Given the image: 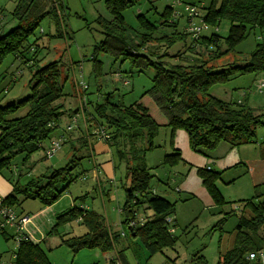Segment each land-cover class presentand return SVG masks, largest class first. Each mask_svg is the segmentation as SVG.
I'll return each mask as SVG.
<instances>
[{"label":"trees","instance_id":"trees-1","mask_svg":"<svg viewBox=\"0 0 264 264\" xmlns=\"http://www.w3.org/2000/svg\"><path fill=\"white\" fill-rule=\"evenodd\" d=\"M105 1L112 18H98L104 36L94 46L91 57L94 65H101L98 55L103 52L128 60L139 71L152 68L155 72L152 86L143 93L141 101L126 105L112 101V93H109L103 102L94 105L95 114L90 118L93 128L105 127L108 130L110 138L107 142L115 146L120 159L127 163L129 184L125 186V202L121 211L127 231L116 234L110 229L104 214L75 204L56 216V222L46 236L60 235V229L65 225L80 222L87 227L86 232L60 236L61 245L68 246L75 253L85 248H98L108 253L116 249L118 236H130L140 238L151 257L164 248L174 247L178 240L170 218L175 215L176 202L153 190L151 179L154 174L151 170L156 166L149 167L146 162L147 152L158 147L154 140L160 127L170 128L172 145L174 134L179 130L185 131L190 148L206 156L211 155L222 142L235 147L262 140L256 130L260 125L264 128V107L255 110L241 100H223L211 89L229 82L233 76L264 72V45L257 43L245 62L235 60L222 68L210 62L235 51L236 46L256 28L264 30V0H210L208 4L203 3V18L212 29L197 38L186 31V26H179L181 17L172 18L173 7L170 4L159 13L155 10L157 19L152 20L141 12L137 15L141 28L138 40L130 33L124 17V11L137 0ZM46 3L49 8L42 5V0H16L12 14L18 23L0 35V64L6 56L14 55L31 70L30 93L19 101L0 105V173L10 167L17 156H22L23 165H26L41 149L45 155L44 142L59 127L61 117L70 112L61 101L67 76H64L60 60L39 64L40 37L36 36V30L46 17L55 20L59 29L61 21L64 23L66 8L64 0H46ZM188 3L197 4L195 0ZM1 18L4 20L5 16ZM223 20L229 22L226 36L214 29ZM164 28L171 29L166 31ZM57 36L61 37L63 33L59 31ZM190 36V44H186ZM179 42L187 46L186 51L179 50L172 55L171 48ZM188 52L195 53V57L189 58ZM147 96L152 101H146ZM152 102L164 120H157L152 114ZM26 106L29 108L24 115L9 118ZM93 128L87 136L78 138L77 145H71L74 152L66 165L58 168L47 166L23 184L22 174L15 180L9 177L13 189L4 196V205L14 208L18 214H25L17 208L27 199L38 200L42 206L56 203L86 172L84 168L74 172L84 158L75 152L83 148L89 150L91 141L96 139L95 134L90 133ZM260 145L263 146L264 141ZM172 147L170 152H173L165 155L163 165L173 166L181 162L180 149ZM262 149L264 151V147ZM197 172L215 205L224 207L228 201L217 185L223 171L199 167ZM260 187H254L252 197L235 201L240 203L241 209L222 211L223 216L215 226L222 228L232 215H237L238 221L233 230L234 246L220 252L218 264H264L259 258L248 259L251 251L264 250V192ZM84 197H76V200ZM147 210L152 214H146ZM137 214H142L145 221L130 227L129 221L137 219ZM0 231L5 239L12 237L5 228H0ZM123 252L122 249L111 255L109 264H128ZM13 254V264H52L41 242L23 239ZM195 264H205V257L197 255Z\"/></svg>","mask_w":264,"mask_h":264},{"label":"rangeland","instance_id":"rangeland-1","mask_svg":"<svg viewBox=\"0 0 264 264\" xmlns=\"http://www.w3.org/2000/svg\"><path fill=\"white\" fill-rule=\"evenodd\" d=\"M190 1L194 0H183L181 5H177L176 7V10L180 11L183 15L180 18L181 28L185 27L187 24L184 5ZM64 2L66 6L63 16L64 23L61 21V25L59 26V29H57L55 20L46 17L41 21L37 28L36 36L40 37L38 40V44L40 45L39 64L44 65L47 62L54 60H60L62 64L64 76H67V80L63 82V92L65 95L61 101L65 103L68 112L71 109H75L74 113L76 112V114H80L81 117V114H84L86 111L85 108L87 107L88 115L93 116V114H95L94 105L103 102L109 93H112L111 100L114 102L120 101L129 105L141 101L144 97H142L143 93L152 86V78L155 73L152 68L139 71L133 68L128 60H123L120 56V58H117L114 54L103 52L98 55L99 60H101V65L95 66L91 60L95 44L102 40L104 36L98 18H112V14L106 6V1L64 0ZM195 2H197V4H208L210 0H195ZM170 3H172V0H137L133 6L124 11L125 22L130 29V33L133 36H136V39L138 40V33L141 31L137 18L138 13H146L152 20L157 19L158 17L157 14H155V10L159 13ZM43 4L45 8L50 7V5L46 3V0H42V5ZM15 6L16 0H0V9H2L0 12V18L1 16H5L3 20L5 25L0 29V35L17 25L18 20L14 18L12 14ZM228 27L229 22L223 20L219 26L218 33L222 36H226L228 33ZM164 29L170 31L171 28ZM59 31L63 33V36H57ZM190 41L191 36L186 40V44H190ZM257 43H262L264 45V30L258 28L252 31L245 40L240 42L236 46L235 51L218 57L211 61L210 64L216 65L217 68H222L225 67L226 64L235 60L240 63L245 62V58H248L251 52L256 48ZM186 49L187 46L184 45L183 42H179L171 48L170 52L173 55L176 51H186ZM187 55L189 58H192L195 57L194 55L196 54L188 52ZM187 55L185 56L184 54L185 57H187ZM168 60H173V58H168ZM262 74H264V72H262ZM252 77L253 74L251 73L243 74L242 76H233L229 82L213 86L211 92L223 100H232L233 102L243 100V102L249 106L264 107V92L262 93L258 91L257 84L259 81H257V83L254 82ZM30 79L31 70L28 67L22 65L20 60L14 55L6 56L0 64V105H6L10 102H16L25 98L30 93ZM81 79L86 83L84 88L79 85V80ZM85 97L88 98V102ZM145 100L152 101L149 96H147ZM153 104L151 107L152 114L157 120H164L163 114H161L158 108H156L155 104V107L153 108ZM28 108V106L21 108L15 115L10 116L9 118L24 115ZM77 111L79 112L77 113ZM64 120H66L65 115L61 117L59 126H62V124L66 122ZM256 131L258 138H263V126L260 125ZM57 132H59V127L54 133H52L51 137L56 136ZM184 133L185 131H177L174 134L172 145L170 128L168 126H161L158 135L154 140V143L158 148L153 149L146 154V162L148 166H156V168L151 170L154 174L151 179L152 187H154L156 192L161 195H163V189H166V192L173 194L175 198L182 201L183 198L180 199L179 193L173 192L175 191L174 183L168 185L167 181H165L168 171H171L173 174L180 171L181 168L178 165L184 162L187 163L188 168L195 170L197 166H192L195 164L194 162H201L200 158L195 159L196 161H193L194 158L191 159L190 156L193 150L189 147L188 135H184ZM77 144L78 143H75V145ZM171 145H176V147L178 146L181 149L182 160L173 166L163 165L162 162L165 155L173 152H167L173 148ZM113 147L115 152V158L113 161L118 166L116 168L118 181L124 183H122L123 185L118 183L119 193L122 195L125 191L123 187L128 186L129 184V179L126 180L127 177L125 172L127 169V163L125 160L123 161L120 159L114 145ZM73 152L74 151L69 142L66 143L63 141L60 150L57 151L52 158H46L43 149L33 154L31 161L35 160L33 171L36 173L34 175H31L28 172L30 169L29 165H31L30 163L23 165L22 156H17L12 161V165L3 170V174L7 177L16 174L13 178L14 180L19 174H22L21 183L23 184L30 180L32 176L36 177L40 173L42 167L52 166L53 168H58L66 165ZM88 152V148H83L78 152H75L78 154V157L84 156V158L81 160L80 166H78L74 172L89 167ZM202 160H205V162L208 161L203 157ZM187 171L188 170L180 173L182 174L181 176H187ZM199 178L201 179L200 176ZM223 179L225 178L223 177ZM223 179H219L217 182L218 186L221 187L223 196L226 195L225 198L228 203L220 208L225 212H228L234 208L236 204L235 201L239 200V197L235 192L236 186H232L229 183L225 184ZM76 183L82 185L80 180ZM202 185L204 186L203 181ZM70 188L72 189V186ZM207 193L209 194L208 191ZM164 196L171 199L172 202H176L172 195L168 197L167 194H164ZM67 197L69 196L62 198L59 205L55 207V211L59 210L58 213H60L61 210L70 207L71 198L67 199ZM67 200L69 201L68 203H66ZM180 202L175 205V214L180 213L185 216L190 213L192 208H195L197 213L194 215L195 217L183 221L178 225L176 232L178 240L174 247L164 248L161 252H157L149 257V253L140 238L127 236L126 238L119 240L116 247H118V250L123 249L124 258L128 264H195L193 258L198 254L205 257V264H218L220 252L231 248L235 241L233 230L238 221L237 216H229L223 223L222 228H220L215 226V224L222 218L223 214L220 216V214L217 213L214 201V206L206 209H204L201 204H194V200H191L187 204ZM39 204L40 202L38 200L27 199L23 202L21 207L17 209L18 211H31L35 210ZM49 214L51 222L49 224L39 225L40 229L36 232L37 238L42 237V231H44L46 237V233L55 224L57 214L51 212H49ZM5 229L12 237L7 240L0 231L1 264H8L12 261V255L16 250V242L13 237L15 235L14 229L11 227ZM84 230L85 228L83 224L74 222L73 224L62 227L60 229V235L54 237L51 235L52 237L49 236L46 240H40L42 247L45 249L52 264H106V257L116 253L115 249L108 253H104L98 248H85L75 253L68 246L61 245V235L67 234V237L74 234L81 235L85 232ZM125 230L127 231L126 226ZM123 243H126V246L121 248Z\"/></svg>","mask_w":264,"mask_h":264},{"label":"crops","instance_id":"crops-1","mask_svg":"<svg viewBox=\"0 0 264 264\" xmlns=\"http://www.w3.org/2000/svg\"><path fill=\"white\" fill-rule=\"evenodd\" d=\"M4 25H5V22L3 21L2 18H0V29ZM263 75L264 74L262 73L253 75L252 80L257 83V81L264 78ZM227 101H232V100H227ZM241 101L243 102V100ZM250 107H252L255 110H258L262 106H257V107L250 106ZM74 110L75 109H71L69 114L65 115L66 120L64 121L66 122L62 124V126H59V132H57L56 136L50 137L46 142H44V147H47L50 140L60 135L65 136L64 141L66 143L69 142L70 146L75 145V143H77V140L80 136L85 137V135L86 136L88 135L90 128H93V126L90 121L91 116H89L87 113V107L85 108L86 111L84 112V114H81L82 115L81 117L79 116L78 127L70 131L67 130V126L70 125L72 121L71 116L80 115V114H76V112L74 113ZM78 112L79 111H77V113ZM179 131L183 132V130H179ZM185 134L186 133H184V135ZM261 139L262 140L238 145L235 147L231 146L230 144L226 142H222L209 156H206V155L203 156L191 150L192 152H191L190 157L191 159L194 158L193 161H196L195 159H198V158L201 159V162H194L195 164L192 165L194 167L197 166L196 169L192 170V168H188V165L185 162L182 164L180 163V165H178L181 168L180 171H177L174 174L171 171H168V174L165 179L168 185H170L171 183H174L175 191L173 192L179 193L180 199L183 198V201L175 198L173 194L166 192L167 191L166 189H163L162 191L163 196L164 194H167L168 197L172 195L175 198L174 201H176V203H179L181 201L180 203L187 204L191 200H194L195 201L194 204H201L204 209L212 208L214 206V203L211 199L212 197H210L209 194L207 193L206 188L202 185V180L199 178L197 174L198 168L203 167V166L207 168H212L214 170L223 171L221 179H223L224 177L225 179H223V181L225 184L229 183L232 186H236L235 192L237 193L239 200L252 197L254 195V192H255L254 187L256 185H261L260 190L264 192V151L262 149L264 145L263 146L260 145V142L264 141V139L263 138ZM177 148L179 147L177 146ZM171 150H168L167 152H170ZM88 156H89L88 157L89 167L85 169L86 170L85 174L82 175L78 179L82 182L81 183L82 185H78L76 183L78 181L77 180L71 185L72 189L71 188L68 189L62 195L60 200H58L56 203L50 206H42L41 204H39V206L35 210H31V211L23 210L24 213H30V214L36 215L34 219V225L36 227L39 228V225L49 224L51 222V217H50L49 212L53 214H57L59 210L55 211V207L59 205L62 198H66V196H69L67 197V199L71 198L70 207L74 206L75 204H78L89 210L91 209L96 210L97 212L105 215L108 221V224L110 226V229L113 232L119 235L124 232L125 225L122 223L123 218L121 215V211H122V206L125 202V191L124 193H122V195L121 193H119L118 183H120L121 185H123L124 183L122 181L120 182L118 181L117 169H116L118 166L113 161L115 158L114 147L108 142L100 141L97 138L96 139L93 138L89 146ZM202 157L207 159L208 161L205 162V160H202ZM34 163H35V160L31 161L30 163L31 165H29L31 169L29 173L31 175H34L36 173L33 171V167H32ZM44 168L45 167H42L41 170H44ZM186 170H188L187 176L182 177L181 176L182 174L180 173ZM15 175L10 176V177H12L13 179ZM83 176H86L87 178L83 179ZM175 177L178 179H176ZM8 178L9 177L4 175L3 172L0 173V194L5 197L9 193H11L13 189L12 183ZM128 179L129 178H127L126 180ZM231 180L232 182H230ZM217 185H218V182H217ZM218 187L221 190V187L220 186ZM123 188L125 189V187ZM153 190L156 192V189L154 187H153ZM84 195H85L84 198H81V199L79 198L78 200H76V197H79V196L83 197ZM225 197L226 195H224V198ZM68 202L69 201L67 200L66 203ZM216 209H217V213H219L221 216L223 210L217 206H216ZM234 209H238V210L241 209L240 203L239 204L236 203L234 206ZM65 210H61L60 213ZM196 213L197 212L195 208H192L190 210V213L185 216H183L180 213L179 214L176 213L175 215H172L170 218L172 221L171 223L175 225V234L177 232L178 225H180V223H182L183 221H187L190 218L195 217L194 215ZM146 214L151 215L152 213L150 210H147ZM77 223H80V222H77ZM84 228H85L84 231L86 232L87 227L84 226ZM41 236H42V239H45V240L48 239L47 236L45 237L44 231H42ZM123 238H126V237L118 236L116 240V245L118 241ZM125 246H126V243H123L121 248H124ZM233 246H234V242H233ZM115 250L116 252L119 251L118 247H116ZM227 250H224V251H227ZM110 256L106 257V260H107L106 264H109ZM195 258L196 257L193 258L194 262H195Z\"/></svg>","mask_w":264,"mask_h":264},{"label":"built area","instance_id":"built-area-1","mask_svg":"<svg viewBox=\"0 0 264 264\" xmlns=\"http://www.w3.org/2000/svg\"><path fill=\"white\" fill-rule=\"evenodd\" d=\"M182 1L183 0H172V3H170V6L173 7L172 18L179 19L183 16L180 11L176 10L177 5H181ZM203 5V3H186L184 5L187 21L185 29L194 38H197L205 31H209L212 29V26L203 18ZM214 29L218 31L219 27H216ZM79 85L80 87L84 88L86 86V83L83 81V79H81L79 80ZM257 88L259 92H264L263 78L259 80ZM79 116L80 115H74L71 124L67 126V130L70 131L78 127ZM90 133L95 134L96 138L100 141L107 142V140L110 138V134L105 127L93 128ZM63 141V135H60L50 140L49 144L45 149L46 158H52L57 153V151L60 150ZM83 178L86 179L87 177L83 176ZM35 217L36 215L30 213L18 214V212L14 208L4 205V196L0 194V228L11 227L14 229L15 235L13 237L15 238L16 248L19 246V242L23 239L32 240L38 243L42 239V237L37 238L36 236V232L39 231V228L34 225ZM167 220L169 221L170 219L168 218ZM144 221V216L142 214H137V219H131L129 221V226L135 227L139 224H143ZM170 231L174 232V229H171ZM14 258L15 254L12 255L13 260ZM257 258L264 262V250L251 251L248 254L249 260H254ZM13 260L10 261L8 264H13ZM117 264H120V262H118Z\"/></svg>","mask_w":264,"mask_h":264}]
</instances>
